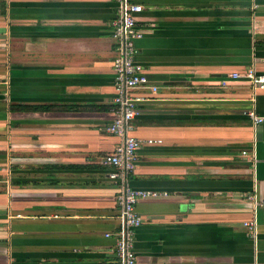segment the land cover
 Returning <instances> with one entry per match:
<instances>
[{"label": "crops", "instance_id": "obj_1", "mask_svg": "<svg viewBox=\"0 0 264 264\" xmlns=\"http://www.w3.org/2000/svg\"><path fill=\"white\" fill-rule=\"evenodd\" d=\"M140 2L137 60L157 88L132 91L127 182L160 196L136 204L137 264H264V121L249 114L264 89L229 76L264 73V0ZM115 15L113 0H0V264H120L121 186L101 163L118 142Z\"/></svg>", "mask_w": 264, "mask_h": 264}, {"label": "built area", "instance_id": "obj_2", "mask_svg": "<svg viewBox=\"0 0 264 264\" xmlns=\"http://www.w3.org/2000/svg\"><path fill=\"white\" fill-rule=\"evenodd\" d=\"M116 5V15L111 20V37L116 44V55L112 59L115 94L111 101L112 120L106 125L107 134L116 136L115 147L105 153L101 163L109 168V179L120 183L117 201L120 206L118 219L120 228L117 232L113 252L120 258V264H137L134 250V231L141 224V217L136 211L138 201L147 198H157L159 192L154 190H136L132 188L127 178L136 165L137 150L141 140L133 134L134 121L138 115L137 102L142 97L132 93L135 89L156 91V85L150 84L145 73V67L137 60L135 42L143 35L138 16L142 11L140 0H113ZM256 7V4L253 3ZM234 79H246L254 89H264V73H258L253 67L243 72H232ZM222 84L226 80L221 81ZM254 124L264 121V115L250 112ZM244 154L246 152H243ZM165 195V194H162ZM251 198H254L251 196ZM264 208V201L259 202ZM249 232L256 231V223L245 222ZM109 236V233L105 234Z\"/></svg>", "mask_w": 264, "mask_h": 264}]
</instances>
